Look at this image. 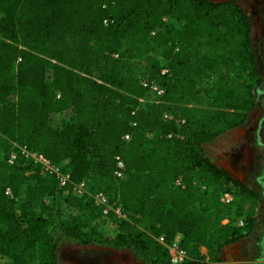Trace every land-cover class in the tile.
Segmentation results:
<instances>
[{
	"label": "trees",
	"instance_id": "trees-1",
	"mask_svg": "<svg viewBox=\"0 0 264 264\" xmlns=\"http://www.w3.org/2000/svg\"><path fill=\"white\" fill-rule=\"evenodd\" d=\"M171 18L182 27H169ZM258 70L250 20L231 1L8 0L0 12V260L61 264L59 232L84 246L132 250L146 264H171L179 234L187 264L222 262L252 231L256 196L203 148L245 123L248 99L236 92L258 84ZM214 78V106H198ZM22 149L58 167L67 184ZM97 193L116 226L111 239L95 224Z\"/></svg>",
	"mask_w": 264,
	"mask_h": 264
},
{
	"label": "rangeland",
	"instance_id": "rangeland-1",
	"mask_svg": "<svg viewBox=\"0 0 264 264\" xmlns=\"http://www.w3.org/2000/svg\"><path fill=\"white\" fill-rule=\"evenodd\" d=\"M211 1L234 2L248 16L259 68L258 84H255L250 91L236 92L237 95L248 99L249 109L246 112L245 123L238 128L229 130L213 142L204 145L203 148L205 156L213 164L225 170L230 177L256 196L252 231L238 243L224 249L225 255L222 254V262L215 264H264V0ZM7 2L8 0H0V12L6 10ZM166 22L169 27L177 29L182 27V22L174 18L167 19ZM139 65L142 66V64ZM216 81L217 78H214L202 87L196 102L198 106L204 108L214 106L209 87ZM64 118V115L54 118L52 120L53 128L59 130ZM151 137L154 139L156 136L154 134ZM2 158L3 155L0 153V160ZM61 202L62 200L58 199L56 206L61 208ZM251 206L252 202H247L242 211L248 212ZM109 210L104 214V209H102V217L95 221L98 232L106 239H111L115 235L116 229L114 223L107 218ZM61 213L62 218L65 219L67 211L62 209ZM115 214L118 215L116 210ZM57 234L55 235L58 237L57 252L61 264H146L132 250L115 249L107 244L97 243L84 246L75 239L61 236L59 232ZM175 238L180 240V235L177 234ZM199 252L202 256L206 255L204 248H200ZM184 253L186 259L181 264H187V254L185 251ZM204 261L208 262L206 257ZM5 262V260H0V264Z\"/></svg>",
	"mask_w": 264,
	"mask_h": 264
},
{
	"label": "built area",
	"instance_id": "built-area-1",
	"mask_svg": "<svg viewBox=\"0 0 264 264\" xmlns=\"http://www.w3.org/2000/svg\"><path fill=\"white\" fill-rule=\"evenodd\" d=\"M143 87L145 88H149L150 91H152L153 93H156L157 96H162L163 95V90L158 88L156 85L154 84H148L146 82H142L141 83ZM164 120H170L172 119V116L169 114H165L163 117ZM178 124V122H177ZM126 140L129 139V135H126L124 137ZM22 154L28 158V159H32L35 163L39 164L43 170L44 173H49V174H53L56 176L59 186L60 187H64L68 180H69V176L68 175H63L60 173L58 167L52 165L46 158H44L42 155H37L34 153H29L27 152L25 149H22ZM15 157L12 156L11 160L9 161L10 163H12L13 159ZM116 172L114 173L115 176L117 178H122L123 177V173L125 170V166L124 163L122 161V159H120V157H116ZM179 184V183H178ZM84 190V184L81 183L77 188H76V194L77 195H81L83 193ZM6 194L10 195V191L9 189L6 190ZM94 200L97 204H99L103 209V213L105 214L109 209V205H108V201L106 196L103 193H97L94 196ZM233 200V195L231 193H226L223 195L222 197V201L224 203H231ZM116 213L120 215L119 213V209H116ZM239 226H242V222H239ZM160 242H163V238L159 239ZM169 253L171 256V264H181L183 263V261L186 259V255L184 253V251L181 249L180 247V240L178 238H175V240L169 245Z\"/></svg>",
	"mask_w": 264,
	"mask_h": 264
},
{
	"label": "crops",
	"instance_id": "crops-1",
	"mask_svg": "<svg viewBox=\"0 0 264 264\" xmlns=\"http://www.w3.org/2000/svg\"><path fill=\"white\" fill-rule=\"evenodd\" d=\"M225 255V251L223 252V256Z\"/></svg>",
	"mask_w": 264,
	"mask_h": 264
}]
</instances>
